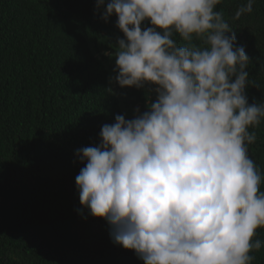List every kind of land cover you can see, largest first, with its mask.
Here are the masks:
<instances>
[{"label": "clouds", "instance_id": "obj_1", "mask_svg": "<svg viewBox=\"0 0 264 264\" xmlns=\"http://www.w3.org/2000/svg\"><path fill=\"white\" fill-rule=\"evenodd\" d=\"M221 2L96 3L123 34L105 52L115 61L109 84L143 90L146 110L116 115L98 145L77 150L76 186L81 206L143 264H252L262 246L253 239L264 228L262 176L247 146L264 100L249 103L252 61L216 10Z\"/></svg>", "mask_w": 264, "mask_h": 264}, {"label": "trees", "instance_id": "obj_2", "mask_svg": "<svg viewBox=\"0 0 264 264\" xmlns=\"http://www.w3.org/2000/svg\"><path fill=\"white\" fill-rule=\"evenodd\" d=\"M246 2L222 0L216 10L252 61V103L264 100V0L233 19ZM96 3L0 0V264H143L81 206L76 186L84 167L77 150L98 145L102 125L116 115L132 119L137 107L146 110L143 90L109 84L115 61L105 52L123 34ZM249 131L257 139L248 155L264 191V118ZM256 231L262 246L250 253L252 264H264V228Z\"/></svg>", "mask_w": 264, "mask_h": 264}]
</instances>
